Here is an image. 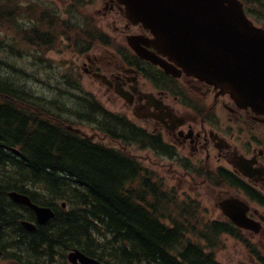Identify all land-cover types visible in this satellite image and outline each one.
I'll list each match as a JSON object with an SVG mask.
<instances>
[{"label":"trees","instance_id":"16d2710c","mask_svg":"<svg viewBox=\"0 0 264 264\" xmlns=\"http://www.w3.org/2000/svg\"><path fill=\"white\" fill-rule=\"evenodd\" d=\"M242 1L247 6L253 2ZM15 18V11L0 10L1 26L4 19L14 23ZM64 24L60 22L62 28ZM14 30L30 45L53 42L52 36L36 26L27 30L16 23ZM71 30L66 29V36ZM86 36L92 42L95 32ZM12 82L0 69V215L5 221L4 198L13 190L28 194L40 205L55 208L58 201H66L70 206L68 211L57 210L49 226L35 233H26L16 225L18 240L7 247L26 249L24 264H39L43 257L53 258L58 250L72 248L100 264H221L214 253L206 251L207 243H195L189 235L209 243L230 228L221 225L209 232L199 230L193 207L180 203L175 193L155 191L152 173L134 158L55 124L44 116L48 113L40 108L41 98ZM22 103L29 108L24 109ZM81 108L91 110L99 128L110 137L131 135L129 141L133 142L137 130L128 122L91 99L82 101ZM162 210L169 213L172 225L164 223ZM17 211L13 206V223H17ZM16 259L21 262L19 256Z\"/></svg>","mask_w":264,"mask_h":264},{"label":"flooded vegetation","instance_id":"af4514ba","mask_svg":"<svg viewBox=\"0 0 264 264\" xmlns=\"http://www.w3.org/2000/svg\"><path fill=\"white\" fill-rule=\"evenodd\" d=\"M108 9L103 15L112 16L116 25L114 46L98 45L101 52L87 55L83 70L105 77L99 82L106 93L125 103L130 121L150 135L156 154L203 172L186 174L193 180L202 176L205 188L216 195L214 209L205 208L207 215L215 223L226 220L225 211L244 216L248 228L231 221L230 229L244 234L251 260L264 263V114L240 107L200 80L174 77L125 53L119 47L124 34L150 35L127 23L115 2L109 1Z\"/></svg>","mask_w":264,"mask_h":264},{"label":"rangeland","instance_id":"374dc122","mask_svg":"<svg viewBox=\"0 0 264 264\" xmlns=\"http://www.w3.org/2000/svg\"><path fill=\"white\" fill-rule=\"evenodd\" d=\"M250 3L249 10L251 11L250 18L258 26L264 24V0L260 2ZM33 5L41 4V6ZM31 6L37 13L45 9L49 13H54L57 18L53 23H46L48 26L44 28L39 17L36 15V27L38 30L47 29L46 31L52 36L51 40H55L53 45H44L39 48L30 45L23 41L19 34L14 30V25L18 21L8 22L4 19L3 25H0V60H2V72L16 83L29 91L36 97L44 98V107L55 112L53 106L48 102L52 101L56 107L62 108V117L80 127L88 134L93 135L94 129L89 123L79 119L78 114L85 112L82 110L81 101L77 100V96L85 97L87 94L93 95L105 108L114 112L120 113L126 108L125 103L111 93H106L107 90L99 82L100 79H95L83 70L86 57L84 54L77 52L66 39L63 37V32L59 20H69L73 17L74 23L81 25L84 28H89L90 23L94 20L100 21L101 27L107 29V33H112L115 29L112 17L103 18L101 13L105 11L104 0H0V10H7L13 12V9L18 13H24L22 19L28 22L29 14L25 8ZM71 6H74L70 15L66 14ZM6 16V14H3ZM102 17V18H101ZM89 18V19H87ZM72 20V21H73ZM30 23V22H28ZM99 25V24H98ZM26 25H24L25 27ZM28 28V27H26ZM51 29V30H49ZM49 30V31H48ZM52 44V43H51ZM112 49V47H106ZM102 46L96 45L91 49L87 55H97L101 52ZM4 66V67H3ZM79 85L80 91L75 90L73 86ZM47 102V103H46ZM42 103V102H41ZM39 102V104L41 105ZM86 113H89L86 111ZM88 115V114H87ZM101 136V135H100ZM95 136L96 142H101L106 145H112L120 149L127 150L130 154L136 156L138 161L148 170L157 174L159 179H163V183L167 190L178 194V198L182 197V192L186 193L188 197H192L200 201L202 207L214 209L216 195L211 188L206 189L202 179L191 178L187 175L181 167L178 166L180 159L171 160L165 156H159L149 148H143L140 145H127L111 142L101 137ZM186 176H185V175ZM203 183V184H202ZM177 190V191H176ZM182 192H181V191ZM170 195V194H169ZM183 198V197H182ZM180 200V198H179ZM203 210V209H202ZM210 215V213H209ZM205 223L211 218L203 216ZM190 240L205 246L208 252H213L217 260L222 264H264L256 263L251 260L247 247L238 242L236 239L223 235L220 238L216 237L209 243L201 240L193 234L189 235ZM212 248V249H211ZM62 252L59 250L55 261L52 264H68L61 256ZM26 254V251H23ZM67 255V253H65ZM26 256V255H24ZM56 262V263H55ZM67 262V260H66ZM51 264V263H48Z\"/></svg>","mask_w":264,"mask_h":264},{"label":"water","instance_id":"95a60500","mask_svg":"<svg viewBox=\"0 0 264 264\" xmlns=\"http://www.w3.org/2000/svg\"><path fill=\"white\" fill-rule=\"evenodd\" d=\"M117 1L125 5L127 19L142 24L153 34L154 39L145 44L152 45L187 74L230 94L240 106L264 113V29L247 18L239 0ZM135 40L128 39L141 57L151 58L168 70V66L139 48ZM10 196L34 210L39 224L54 217L50 208L33 204L25 195L13 192ZM231 217L248 227L243 217ZM23 224L35 230L33 224ZM69 259L73 263H97L80 251L70 253Z\"/></svg>","mask_w":264,"mask_h":264},{"label":"bare ground","instance_id":"6f19581e","mask_svg":"<svg viewBox=\"0 0 264 264\" xmlns=\"http://www.w3.org/2000/svg\"><path fill=\"white\" fill-rule=\"evenodd\" d=\"M47 198H50L49 195H47ZM37 206H41V205L37 203ZM33 219H34V222H35V223L33 224V225L35 226V229H37V230L40 229L41 227H40L39 222L37 223V220H36V218H35L34 216H33ZM90 231H91V230H90ZM35 232H36V231H34V230L32 231V233H35ZM92 236H93V235H92ZM90 237H91V236H90Z\"/></svg>","mask_w":264,"mask_h":264}]
</instances>
